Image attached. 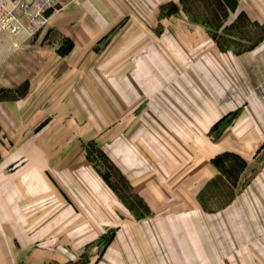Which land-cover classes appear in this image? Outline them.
<instances>
[{"label": "crops", "instance_id": "obj_1", "mask_svg": "<svg viewBox=\"0 0 264 264\" xmlns=\"http://www.w3.org/2000/svg\"><path fill=\"white\" fill-rule=\"evenodd\" d=\"M243 1L234 13L264 24V7ZM180 2L77 0L33 37L0 32V264H264V39L222 50L197 22L174 21ZM105 40L104 56L122 53L123 65L101 88ZM25 86L27 97L4 98ZM86 141L106 145L135 188L177 207L101 214V200L118 198ZM222 154L242 163L234 182L213 163ZM222 180L230 196L211 209Z\"/></svg>", "mask_w": 264, "mask_h": 264}, {"label": "rangeland", "instance_id": "obj_2", "mask_svg": "<svg viewBox=\"0 0 264 264\" xmlns=\"http://www.w3.org/2000/svg\"><path fill=\"white\" fill-rule=\"evenodd\" d=\"M80 1V0H79ZM237 0H181L179 3V8L181 12L176 16L174 21L176 20H191L200 24L201 31L204 36L210 35L215 39L219 47L226 51L231 52H241L249 49L255 43L262 41L264 39V24H255L246 13H234L233 7L236 6ZM73 3L72 5H75ZM70 5V6H72ZM69 6V7H70ZM242 7L249 9L251 6L256 7H264V0H244L242 2ZM67 7V8H69ZM67 8L54 13L50 16L47 25L43 28L42 31H46L49 26L53 16L59 14L60 12L66 10ZM178 9V5L174 6V8L170 6H166L164 11L161 13V16L166 17L171 14L172 10ZM148 21L154 19V14L148 13ZM167 20V18L165 19ZM170 23V22H169ZM169 23L165 21L166 26H169ZM161 26V25H160ZM169 29L166 31L167 35L176 32L175 28ZM160 28L154 30L156 33H161ZM149 32L152 31L151 28L148 29ZM182 31V30H180ZM38 32V33H40ZM37 33V34H38ZM169 33V34H168ZM27 34V33H26ZM28 35V34H27ZM29 36V35H28ZM35 36V35H34ZM33 37V36H30ZM108 41H102L101 45L97 46L96 51L99 53L102 51L103 56L104 53L111 47L107 44ZM71 45L62 46L61 49L64 51H68ZM47 50H51L52 53H55V46L51 44H47L44 46ZM122 48V47H120ZM101 54V53H100ZM107 54V53H106ZM102 55V54H101ZM43 63L39 68L41 71L45 68L44 66V58H49V55H43ZM102 56V57H103ZM122 53L114 57V59H109L107 55L104 56L105 60L102 61L101 70L105 69V73L100 71V75L94 78L95 80H99V85L102 88L104 85H107V75L106 72L108 70L113 71L114 69L120 68L123 65V60L121 59ZM133 66L135 64V60L132 61ZM46 64L51 63L58 64L59 61L49 60L45 62ZM51 66V69L55 68ZM38 86H43L42 78L39 79ZM27 86L20 89V91H6L4 94V98L6 99H16L18 97H27L28 93L26 92ZM33 96V98H32ZM43 93L39 94H31L30 99L32 98L37 104L42 103L43 101ZM101 99L106 100V93H101ZM27 100V98H26ZM27 102V101H26ZM101 115L103 116L106 109L99 110ZM106 118V117H105ZM106 127V124L100 125V130ZM83 148L87 150V158L89 159L91 165L95 168L97 173L101 176L103 181L109 186V188L115 193L118 200H116V204L113 205L112 200H101L100 203V212L102 213H111L114 209L120 212L121 214L130 215L133 220L139 219L141 217L151 216L152 214L161 213L162 211L168 210L171 207H177L176 205H172L169 203H164L165 201L158 200L149 190H144L142 188H135L131 183L130 179L121 171V169L111 160V158L107 154L106 145L95 142V141H86L82 145ZM219 170L223 175L226 173L231 180L234 182L236 180L239 168L241 167V161L234 156H227L223 158V156L218 160ZM215 187L211 189L212 200H218L216 203H211L209 207L211 209H215L220 207L223 204V196L228 197L230 194L223 192V180L222 182H217L214 185ZM180 196L183 194H179ZM222 202V204L220 203ZM164 203V204H163ZM183 204V203H182ZM181 205V204H180ZM181 209L187 207V205L178 206ZM114 229L109 230V232L101 238L100 240V251L103 246L107 245V242L112 237ZM99 251V253H100ZM97 252V251H96ZM97 255V253H96ZM91 256V252L84 253V260H88Z\"/></svg>", "mask_w": 264, "mask_h": 264}, {"label": "built area", "instance_id": "obj_3", "mask_svg": "<svg viewBox=\"0 0 264 264\" xmlns=\"http://www.w3.org/2000/svg\"><path fill=\"white\" fill-rule=\"evenodd\" d=\"M77 0H0V32L12 28L34 36L47 25L50 16Z\"/></svg>", "mask_w": 264, "mask_h": 264}, {"label": "trees", "instance_id": "obj_4", "mask_svg": "<svg viewBox=\"0 0 264 264\" xmlns=\"http://www.w3.org/2000/svg\"><path fill=\"white\" fill-rule=\"evenodd\" d=\"M237 3H238V0H237ZM237 3H236V6H237ZM236 6L233 7V8L235 9ZM234 9H231V10L234 11ZM222 156H223V154H222V155H219V156H217V157H215V158L213 159V163H214L216 166H219V162H218V160H219Z\"/></svg>", "mask_w": 264, "mask_h": 264}]
</instances>
